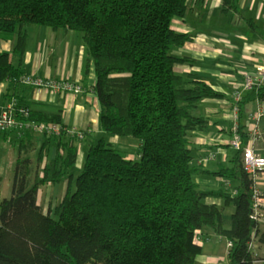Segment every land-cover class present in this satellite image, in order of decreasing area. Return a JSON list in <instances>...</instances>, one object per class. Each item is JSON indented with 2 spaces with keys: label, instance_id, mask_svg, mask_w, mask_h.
I'll use <instances>...</instances> for the list:
<instances>
[{
  "label": "trees",
  "instance_id": "16d2710c",
  "mask_svg": "<svg viewBox=\"0 0 264 264\" xmlns=\"http://www.w3.org/2000/svg\"><path fill=\"white\" fill-rule=\"evenodd\" d=\"M187 2L0 0V37L15 34L12 54L0 52V82L23 74L26 27L75 31L85 49L82 80L88 73L94 77L99 129L89 139L85 130L81 141L65 133L41 134L43 145L55 152L32 180L29 159L17 157L11 195L0 198V264H195L202 249L194 237L203 230L231 244L229 264L256 262L264 222L252 218L255 188L242 169L241 154L249 137L244 107L264 101V86L233 101L240 148L214 171H199L191 162L189 136L206 129L208 121L194 110L202 100L223 94L173 70L187 61L172 49L191 36L171 27L174 17L185 15ZM238 3L222 0V10L240 15ZM245 24L257 30L251 19ZM260 33L264 40V30ZM28 120L62 124L59 115L32 110ZM110 137L136 140V154L129 158ZM78 145L84 147L79 168ZM196 174L227 183L201 189ZM64 180L62 199L44 213L40 187ZM225 206L234 210L228 228L222 223Z\"/></svg>",
  "mask_w": 264,
  "mask_h": 264
},
{
  "label": "crops",
  "instance_id": "0c3cea01",
  "mask_svg": "<svg viewBox=\"0 0 264 264\" xmlns=\"http://www.w3.org/2000/svg\"><path fill=\"white\" fill-rule=\"evenodd\" d=\"M238 9L240 15L231 11L224 12L222 0H188L185 15L174 17L171 21V27L176 32L191 36V40L184 45L172 49V54L187 59L184 63L174 65V72L181 76L194 75L213 90L223 94L222 98L202 100L194 110L195 114L208 121L206 129L195 131L189 136L191 162L201 172H212L231 157L233 149L229 141L232 135L231 127L236 121L233 106L235 92L237 89L241 90L244 75H254L264 59V40L260 33L264 30V0H239ZM245 19H251L257 30L249 29ZM25 30L27 39L21 67L23 73L50 79L70 80L83 84L87 90L79 95L54 94L46 89H33L27 85L3 81L0 82V112L6 102L15 97L29 110L59 115L63 125L87 130L91 134L88 139L92 134L97 135L99 133L98 104L91 89L94 77L92 73H88L82 80L85 49L80 34L69 29H50L45 26L26 27ZM14 42L15 34L0 37V52L11 55ZM262 104L264 101H252L245 105L243 111L246 131L249 133L257 128L262 134L254 145L256 153L260 156H264V116L259 121H255L254 116ZM124 139L110 137L108 141L120 147L123 146L121 144H125L124 141H127L133 145L131 149L138 147L137 142ZM43 140L41 134L32 132L20 134L10 130L0 133V198H8L11 195L13 170L18 156L29 159L31 180L36 175L40 176L36 170L42 171L49 156L52 157L55 152V148L50 144L43 145ZM78 146L75 162L77 168L81 166L84 149ZM123 150L127 153L124 148ZM40 152L43 154L39 158ZM207 154L212 158L200 163L199 160L206 158ZM194 181L201 189H217L225 182L222 178L202 174H196ZM46 184L59 187L63 197L65 180L58 183L48 181L43 185ZM254 188L263 204L264 171L257 176ZM39 194L40 189L38 203ZM206 201L221 205L220 200L217 199H206ZM233 211L232 206H225L223 209L222 223L225 228L230 225L229 217ZM260 211L264 218L263 205L260 206ZM224 217L225 220L228 219L227 225H224ZM196 238L202 249L200 253L204 252L206 257L198 260L197 255L195 264L196 260L198 264H229L227 258L229 243L224 237H216L213 232L203 230L197 233ZM222 241L225 242L224 253H222ZM254 252L256 257L261 256L264 259V245L256 244Z\"/></svg>",
  "mask_w": 264,
  "mask_h": 264
},
{
  "label": "built area",
  "instance_id": "2783aa9c",
  "mask_svg": "<svg viewBox=\"0 0 264 264\" xmlns=\"http://www.w3.org/2000/svg\"><path fill=\"white\" fill-rule=\"evenodd\" d=\"M10 82L27 85L33 89H46L54 94L70 93L79 95L84 93L83 86L77 82L44 78L30 75L28 73H23L16 78H12ZM261 86H264V59L258 66L254 75H244V79L241 83V90H236L234 100L238 101L242 92ZM234 111L236 112L235 107ZM28 115L29 109L26 106L20 105L15 97L10 98L0 112V133H6L10 130H15L20 134L32 132L48 136H59L65 133L66 135L74 137L78 141H81L84 137V130L62 124L39 123L33 120H28ZM263 116L264 104H262L255 112L254 119L255 121H259ZM231 134V139L229 141L231 148L234 150L239 149L241 146V137L237 132L236 121L231 127ZM248 135L247 145L241 154V163L243 171L252 179L253 183H255L259 173L264 171V156L257 154L254 149V145L260 140L262 134L257 128H254L248 133ZM211 158V155L208 154L206 158L200 159L199 161L202 163ZM261 205L264 206V203L262 204L258 192L254 189L252 218L264 222L263 214L260 211ZM228 246H231V244L229 243Z\"/></svg>",
  "mask_w": 264,
  "mask_h": 264
},
{
  "label": "rangeland",
  "instance_id": "374dc122",
  "mask_svg": "<svg viewBox=\"0 0 264 264\" xmlns=\"http://www.w3.org/2000/svg\"><path fill=\"white\" fill-rule=\"evenodd\" d=\"M117 138H121V139L125 140L122 137H117ZM126 139H129L131 142H135V143L137 142L136 140L131 139V138H126ZM124 142H125V144L120 143L121 145H123L122 147H120L118 145H116V146L120 147L122 150L124 148L127 151L128 157L132 158L134 153H135V149L134 148L131 149V147L133 146L132 144H129L127 141H124ZM36 171L39 172V175L41 176V172H40L41 170L40 171L36 170ZM61 195L62 194H61V190L59 187H54L52 184H46V185L41 186L40 187V194H39V204L41 205L43 212L44 213H47L49 211L51 212L53 207L55 205H57L59 203V201L61 200V197H62ZM224 220H225V217H224ZM226 221H228V219L225 220L224 225H227L229 223V222L226 223ZM197 233H196V235H197ZM196 235L194 237V242L196 244H199V241L197 240ZM215 235H216V237H219V235H217V234H215ZM200 244L202 245V243H200ZM221 246L223 247L222 253H224V249H225V247H224L225 242L224 241L221 242ZM200 254L197 256L198 258L197 257L196 258L198 260H199V258L205 259L206 254L204 252L201 255ZM258 256H259V254H258ZM263 260L264 259H262L261 256H259V257H257V260H256L257 263H255V264H263L262 263ZM196 264H198L197 260H196Z\"/></svg>",
  "mask_w": 264,
  "mask_h": 264
}]
</instances>
